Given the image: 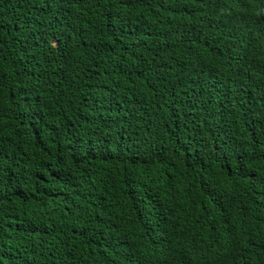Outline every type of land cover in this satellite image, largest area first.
I'll return each mask as SVG.
<instances>
[{
  "label": "trees",
  "instance_id": "16d2710c",
  "mask_svg": "<svg viewBox=\"0 0 264 264\" xmlns=\"http://www.w3.org/2000/svg\"><path fill=\"white\" fill-rule=\"evenodd\" d=\"M35 18L49 43L19 38ZM251 28L264 53V0H243ZM240 30L241 0H0V264H241ZM263 53L243 75V264H264ZM143 78L171 124L128 113L155 114Z\"/></svg>",
  "mask_w": 264,
  "mask_h": 264
},
{
  "label": "clouds",
  "instance_id": "9594fccd",
  "mask_svg": "<svg viewBox=\"0 0 264 264\" xmlns=\"http://www.w3.org/2000/svg\"><path fill=\"white\" fill-rule=\"evenodd\" d=\"M233 15L234 14H232L228 17H223V18L227 19L228 21H232ZM48 18L51 21L52 25L57 30V35L55 36V38H56L62 34L65 27L62 25V23L56 17L48 16ZM38 21H39V19L35 18V20L32 21L30 24L31 25V31L27 32V33L21 32L19 34V38L24 39L26 41H30V42L42 40L46 43H49L51 40H53L54 38H50V37L45 36L43 27H42L40 21L39 22ZM256 32H257V30L254 28H251L248 32H246V30L243 29V75H245L244 73H247L250 70V68L253 67L252 64H254V62L256 61V60H254V58L257 55H259L260 53H263V50H262L263 40L261 38H256ZM232 45L233 46H231L232 47L231 51L232 50H235V51L230 58L231 69L234 73L236 71H239V73L241 74V30L238 31L237 34L233 37ZM247 62H249V63L247 64ZM249 64L251 67H249ZM143 80H144L145 84H147V86L150 88L151 93L149 95H140L139 97L147 96L149 98V111L155 112V114L153 116H148L147 113H142L139 110L134 109L132 107L130 108L128 113L132 117H136L137 122H135V123H137L139 125V127L140 126L142 127L144 125L154 126V125L161 124V125L165 126V125L171 124V123H167L166 121H164L165 118H163V117H162L163 120L160 119V115L158 114V110H157V105L160 101L161 94L163 93L164 90H162L157 85V82H155V81H152L150 79H144V78H143ZM134 91H135V96H138L137 91L135 89H134ZM197 92H199V91H196L195 93H197ZM186 95H187V93H186ZM204 95L206 96V98L211 96L221 103H233V102H235L234 99L230 95H225V93H221L219 91H215V92L204 91ZM116 108L119 111H123L120 105H118V107H116ZM157 116H158V118L151 119V117H157ZM177 122H179V120H177L175 123H177ZM101 127L104 130H106L108 126H101ZM175 129L176 128H174L172 131H174ZM194 135H195V140L190 142V144H188V145H190L192 147H197L199 142H201L200 138L198 137L199 130L196 129L194 132ZM253 186L257 188V191H259L261 193V196L264 195V190L259 189L258 186L255 184ZM254 205L256 206L257 210L261 209L263 207V203H261V202H257ZM224 213H226V212H224Z\"/></svg>",
  "mask_w": 264,
  "mask_h": 264
}]
</instances>
